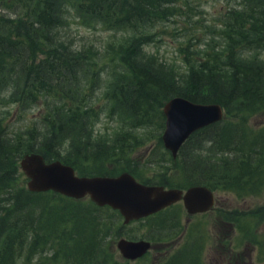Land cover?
Masks as SVG:
<instances>
[{"label": "trees", "instance_id": "1", "mask_svg": "<svg viewBox=\"0 0 264 264\" xmlns=\"http://www.w3.org/2000/svg\"><path fill=\"white\" fill-rule=\"evenodd\" d=\"M189 1L0 0V264H15L25 249L29 254L45 251V245L39 246L42 240L45 244L59 242L53 254L56 262L118 264L111 256L108 260L104 256L108 243L102 230L106 224L85 209L93 207L100 213L110 207L92 202L76 204L72 198L54 192L31 193L20 160L36 152L47 161L60 160L73 166L81 176L112 177L106 166L120 162L124 149L136 147L133 129L156 127L158 132L164 131L163 107L173 97L220 104L227 115L224 121L195 132L180 150L188 148L195 137L212 135L209 153L214 160L205 168L202 160H195L194 165L202 166V175L193 180L192 186H206L213 192H235L239 188L236 193L241 197V191L258 186V181L262 183L264 177L251 162L256 152L264 149V134L257 133L248 120L264 112V65L258 57L264 52V0H222L217 20L222 23L221 49L203 42L199 45L204 48L196 49L191 40H185L187 71L171 68L181 74L182 82L175 85L176 81L167 79L158 62L146 57L149 55L138 49V44L154 43L152 30L175 22L177 16L190 24L203 25L202 20L192 19ZM69 9L75 10L84 23L95 22L107 30L128 34L115 49L118 57L112 58L122 72L114 75L106 92L110 106L126 114V123L131 126L121 133L114 151H106L101 143L95 148L85 143L90 136L88 124L99 114L93 99L98 88L96 79L104 68L93 48L74 50L58 38L57 31ZM66 142L75 150L79 163L61 158V146ZM180 152L177 160L171 157L170 166L189 169L190 164L181 162ZM219 154L224 158H218ZM89 160L92 169L98 171L91 175L79 168ZM164 176L170 177L167 171ZM167 181L142 183L165 185ZM170 208L134 222L155 219ZM122 226L127 225L123 222ZM123 259L127 264L132 262Z\"/></svg>", "mask_w": 264, "mask_h": 264}, {"label": "rangeland", "instance_id": "2", "mask_svg": "<svg viewBox=\"0 0 264 264\" xmlns=\"http://www.w3.org/2000/svg\"><path fill=\"white\" fill-rule=\"evenodd\" d=\"M189 2L194 13L192 19L198 20L197 22L202 20L203 25L200 23L190 24L185 21L186 18L183 16H177L173 18L175 22L161 24L157 29L152 30L155 36L154 43L138 44V49L149 55L146 57L158 62L159 69H162L161 72L167 79L176 81L175 85L182 82L179 80L181 74L174 73L171 68L176 67V70L182 73L187 71L185 59L188 55L183 53L186 47L185 40H191L193 45H196V49L204 48L199 45L200 42H203L207 43L208 47L214 45L215 49L219 48V50L223 41L219 34L222 30V23L217 21L223 4L222 0H190ZM64 15L65 20L57 31L58 38L63 41L62 44L74 50L93 48L100 56V65L104 68L101 71L102 75L96 79L98 83L95 85L98 88L95 90L97 94L93 99V104L97 105L99 114L88 124L90 136L85 139V143L92 148L101 143L106 151H114L112 149L121 133L130 130L131 126L126 123V114H121L120 109L110 106L106 92L110 88V83L114 81V75L122 72L120 68H116L118 65L115 66L112 58L113 56L114 58L118 57L115 49L120 48L122 40L128 34L107 30L95 22L84 23L73 9L67 10ZM186 24L189 25L188 29L184 28ZM208 24L212 26L205 29ZM258 57L264 65V52ZM36 112L35 109L29 114L30 119ZM248 122L256 132L264 134V112L252 115ZM21 123H28V121ZM131 133L137 139L136 147L124 149L125 155L121 157L120 162L113 161L106 166L107 170L113 174L112 177L132 171L131 174L141 183L148 181L159 183L162 180H168L162 186L167 189L187 190L192 187L193 180L202 175L200 170L202 166L194 165L195 160L197 162L202 160L203 168L207 167L208 161L214 160V157L209 153L212 140V135L209 133L195 137L188 148L180 152L181 162L185 166L190 164L189 169L170 166L171 152L166 150L162 140L164 131L160 133L156 127H144L138 130L133 129ZM199 147H203L205 151L203 149L202 151L196 150ZM79 150L82 149L79 147ZM259 151L261 156H257L260 153L256 152L251 163L256 164V168L264 177V149ZM76 156L77 154L69 142L61 146V158H69L75 163H79ZM221 157L223 155L219 154L218 158ZM249 159L247 161L250 162ZM127 166L128 168H126ZM79 168L88 175L98 172L92 169L90 160L80 164ZM251 169L255 171L253 167ZM166 171L169 178L164 176ZM184 171H190L189 175H186ZM79 176L81 175L79 174ZM256 184L258 186H254L252 189L241 191L243 195L241 197L236 193L239 192V188L235 192L231 190L216 192L218 208L207 214L189 216L183 203H180L155 219L130 223L126 227L122 226L124 218L114 213L111 208L100 213L95 212L93 207L85 209L93 212L96 219L106 224L102 230L104 234H107L106 242L108 243L104 256L107 257V260L111 256L112 261L117 260L118 264H127L117 249V243L121 239L146 240L153 244V249L143 260L129 264H218L220 260L217 259V252L225 253L228 260L231 259L233 262L231 264H236V262L264 264V179L262 183L258 181ZM71 201L76 204L90 205L91 203L89 198L71 199ZM120 218L121 220H119ZM76 222L77 220L73 224L76 225ZM237 222H239V227ZM173 224H177L178 227L173 229ZM165 230L168 232H164ZM44 242L42 240V244L39 246L45 245V251L37 252V250L29 254L25 249L15 264H67L54 260L53 254L56 252L54 250L59 242L50 244ZM167 261L169 262L167 263Z\"/></svg>", "mask_w": 264, "mask_h": 264}, {"label": "water", "instance_id": "3", "mask_svg": "<svg viewBox=\"0 0 264 264\" xmlns=\"http://www.w3.org/2000/svg\"><path fill=\"white\" fill-rule=\"evenodd\" d=\"M166 118L162 140L176 158L182 146L197 131L222 122L225 109L220 104H198L184 97H173L165 103ZM20 167L31 193L54 192L75 200L89 198L98 207H110L124 218V225L156 215L183 202L188 215L203 214L215 206L214 192L206 186H193L186 191L139 182L129 172L117 177L79 176L73 166L60 160L47 161L36 152L25 154ZM117 249L122 257L137 261L152 249L150 241L121 239Z\"/></svg>", "mask_w": 264, "mask_h": 264}, {"label": "flooded vegetation", "instance_id": "4", "mask_svg": "<svg viewBox=\"0 0 264 264\" xmlns=\"http://www.w3.org/2000/svg\"><path fill=\"white\" fill-rule=\"evenodd\" d=\"M177 159H178V157H176L174 160H177ZM214 195H215V206H214V208H213L211 211H209V212H207V213H210V212L216 210V208H218V207H217V206H218V199H217V197H216V192H214ZM180 203H183V202H179V203H177L176 205H178V204H180ZM207 213H203V214H207ZM196 215H201V214H196ZM196 215H193V216H196ZM237 224H238V227H239V222H237ZM217 259L220 260V262H218V264H226V263L231 264V263H233V262L231 261V259H230V261L228 260V256H227L225 253H224V254H221V253H218V252H217ZM217 259H216V260H217ZM245 263L247 264V262H245ZM236 264H240V263L236 262Z\"/></svg>", "mask_w": 264, "mask_h": 264}]
</instances>
